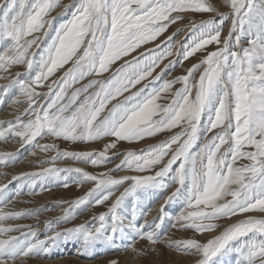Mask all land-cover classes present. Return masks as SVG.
Returning <instances> with one entry per match:
<instances>
[{"label": "snow or ice", "instance_id": "6c2138e0", "mask_svg": "<svg viewBox=\"0 0 264 264\" xmlns=\"http://www.w3.org/2000/svg\"><path fill=\"white\" fill-rule=\"evenodd\" d=\"M189 58L197 62L185 74L164 78ZM0 80L7 81L0 106L14 110L0 119V141L19 144L0 151V166L19 162L25 148L45 153L36 163L48 165L0 182V264H29L70 242L88 255L116 247L126 233L193 264H264V0H0ZM166 132L141 149L119 147ZM45 138L52 143L39 142ZM91 143L102 148L86 150ZM62 160L97 168L119 162L92 172L61 167ZM70 184L91 187L55 202L62 215L44 220L43 229L39 220L16 222L46 210L10 208L16 198ZM146 194L162 200L151 220ZM105 204V212L54 230ZM225 218L232 222L220 223ZM169 221L192 236L168 237ZM129 248L147 255L134 242Z\"/></svg>", "mask_w": 264, "mask_h": 264}, {"label": "rangeland", "instance_id": "374dc122", "mask_svg": "<svg viewBox=\"0 0 264 264\" xmlns=\"http://www.w3.org/2000/svg\"><path fill=\"white\" fill-rule=\"evenodd\" d=\"M63 2L69 3L70 0H63ZM214 2L217 3L219 6V4L222 3V0H214ZM221 10H226V9L222 8ZM53 15H55V13H53ZM194 18L196 20L207 19V15H204V16L196 15ZM187 24H188V21L183 20V21L177 22L174 25H171L169 27L168 31L166 33H164L160 38H158V40L156 42L158 43L159 40L164 39L167 35H171V33L174 32L177 28L183 27ZM179 25H181V26H179ZM185 35H186L185 33H180L178 36L175 37V39L178 41L182 40V39H184ZM152 46H153L152 43H150L146 46H142L140 51H142L144 47H152ZM214 47H215L214 45H210L209 50L210 51L214 50ZM169 59H175V57H170ZM195 62H197L196 59L189 58L188 60L184 61L183 66L177 65L164 78L165 79H172L176 76H180V75L185 74V70ZM20 70H22V69H20V68L14 69V71H20ZM60 74L61 73L58 72L56 75H60ZM104 75L106 76L107 73H105ZM50 80H51V78H50ZM50 80L48 82H50ZM86 80H87V78H86ZM86 80L81 81L80 83H85ZM48 82H46V83H48ZM4 83H7V81L0 80V84H4ZM77 86H79V84L74 85V87H77ZM173 87L177 88V87H180V85L176 84ZM37 91H47V89L44 88L43 86H38ZM161 102H163V101H161ZM7 107H8L7 104L4 106H0V113ZM20 107L22 108L23 105H21ZM13 113H14V111H13ZM168 135H170V133H167V132L163 133V134H158V136L155 138H146L143 143L127 144V143L122 142L121 145H119V147L121 148V150H124L127 148L141 149V148L146 147V145H148V144L158 143L160 140L165 139ZM0 142H4V141H0ZM39 142L40 143H52V140L45 138L43 140H39ZM16 144H18V143H16ZM92 146L95 147V150H100L102 148V143H91L90 145L87 146L86 150H89V147H92ZM60 147L61 148H67L68 150H73L71 147H69L68 145H66L64 143H60ZM82 147L83 146H80L76 150H81ZM3 151H6V150H3ZM31 151H32L31 148L21 149L20 150V160L16 164H20L24 160L29 159V157H27V156H32V155H30ZM37 152H39V151H37ZM39 153L40 154L37 153L36 156H40L41 159L44 158V156L46 155L45 153H42V152H39ZM47 155L51 156V155H53V153L50 152V153H47ZM32 157H35V156H32ZM118 162H119L118 160H112L110 163H108L105 167H102V168H97V167L91 166L90 164H83V163H80L77 161H72V160H62V161H59L58 164L61 167H65V166L80 167V165H83V166H85V169L88 171L101 172V171H104L105 168L114 167V165ZM47 166L48 165H39L35 162L33 164V168L30 170H27V172L28 171H34L38 167H47ZM2 168H5V167L0 166V169H2ZM122 173H124V172H117L114 175L119 176ZM16 187H17V184H16V182H14L10 188L14 192ZM89 187H91L90 184H85V185H82L80 187H77L74 184H70L69 188H67V189H65L63 187H52L50 191L39 192L35 196H29L27 194L22 195V196L18 197L19 199H17V201H21V202L31 201V203H24L23 202L24 205L29 206L31 204L33 205L35 202L40 200L41 197L46 196V197L50 198L51 201L44 206L46 210L42 211L41 213L44 212V213H47L48 215L54 213V215L52 217V219H54V218L62 215V211H63L62 208L54 206L55 202L61 201V200L75 199L76 197L83 195ZM165 194H167V193H165ZM158 199H159L158 197L156 199H153L151 196H148L147 194L144 196V203L151 205L154 209L147 217L149 220H151L152 217L156 215L155 209L158 208L159 204L162 202V200H158ZM66 206L67 205H65V207ZM21 209H24V208H21ZM16 210H20V208L16 209ZM106 210H107V204L95 206V207L90 206L86 210L79 211L76 218L74 220L69 221L67 224H65V223L56 224L54 230H59L61 228H65V227H71L74 224L82 223L85 220L90 219L92 215L98 214L100 212H105ZM168 210L174 216L175 213L179 211V207L173 205ZM36 218L21 219V220H18L16 222L22 223V224H32V220L36 219ZM52 219H50V220H52ZM228 220H230V219L225 218L224 220L220 221V223L225 224L224 222L228 221ZM171 223H172V221H169L166 224V231H167L168 237H170L172 239H184V238H189L192 236L191 230L184 231V230L173 229V228H171ZM32 225H34V224H32ZM41 229H43V224L41 226ZM48 234L50 235L51 233H48ZM213 234H215V233H213ZM134 236H135L134 233H130V234L126 233L124 239L122 241L117 242L116 247L108 248L104 245H100V246L96 247L88 255L80 254L78 252L79 245H76V244L70 242L68 244H62L58 248H56L54 250V253L51 255V257H49V256L43 257L42 256V257H34V259H41V260L65 259L67 264H81V263H79V261H90V262H93V264H109L110 261L116 260V261H118V264H123L122 256H123V254L126 253V254H128L129 260H130V261H127L126 264H193V258L192 257L185 256L181 253H178L175 250L167 247L163 243H158L155 246H150L148 244V242H146V241L139 240V239L134 240ZM197 237L200 239L210 238V236L205 237L204 234H197ZM41 238H43V237H41ZM132 242L135 243V246L138 249H146L147 255L136 256L130 248L125 250V245L132 243ZM153 248L155 250H153ZM178 255H181L182 259L177 257ZM72 257L76 258L77 260H72L71 259Z\"/></svg>", "mask_w": 264, "mask_h": 264}, {"label": "bare ground", "instance_id": "6f19581e", "mask_svg": "<svg viewBox=\"0 0 264 264\" xmlns=\"http://www.w3.org/2000/svg\"><path fill=\"white\" fill-rule=\"evenodd\" d=\"M181 26V25H179ZM13 109L11 107H7L5 108L1 113H0V119H12L13 116H14V113H13ZM19 147L18 144H16L15 142H12V141H9V142H0V151H3V150H6V151H15L17 148ZM89 150H95V147L92 146V147H89ZM38 154H40L39 152H37ZM29 157V159H26L24 160L23 162H21L20 164H15V165H10L9 167L7 168H2L0 169V173L2 172H7L9 173V175L7 176H0V182H7V180H10L11 179V176L12 175H15L19 172H27V170H30L33 168V164L35 162H37L38 160H40V156H35V157H32V156H27ZM80 167H83L85 168V166L83 165H80ZM125 173H122L121 175H123ZM12 186V185H11ZM10 186V187H11ZM17 199L19 198H16V200L11 204L9 205L10 208H14V209H21V208H37V207H40V206H45L46 204H48L51 199L44 196V197H41L40 200H38L37 202H35L33 205H29V206H26L24 205L23 202L21 201H17ZM54 213L52 214H47V213H41L39 214V217H37L36 219H33L32 220V224H36L37 223V220H39L41 223H40V228L42 226V222L44 220H50L52 219ZM232 220H228V221H225V225L228 224V223H231ZM54 253V252H53ZM51 257V256H49ZM177 257H179L180 259H182V256L181 255H178ZM72 257L71 259L72 260H77L76 258ZM67 260V259H66ZM122 261H123V264H126L127 261H130L129 260V256L128 254H123L122 256ZM69 263V262H68ZM79 263L81 264H93V262H90V261H79ZM29 264H67L65 259H60V260H41V259H34L32 258L31 261L29 262Z\"/></svg>", "mask_w": 264, "mask_h": 264}]
</instances>
